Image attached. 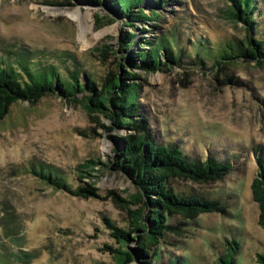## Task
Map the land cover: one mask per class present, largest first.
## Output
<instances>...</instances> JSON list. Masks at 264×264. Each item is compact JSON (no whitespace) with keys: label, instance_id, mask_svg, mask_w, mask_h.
Listing matches in <instances>:
<instances>
[{"label":"rangeland","instance_id":"rangeland-1","mask_svg":"<svg viewBox=\"0 0 264 264\" xmlns=\"http://www.w3.org/2000/svg\"><path fill=\"white\" fill-rule=\"evenodd\" d=\"M65 1L0 0L2 58L5 50L13 53L21 48L41 52L47 61L59 55L63 70L77 65L82 81L87 74L99 80L111 70L122 74L118 61L131 72L121 56H131L141 46L148 48L144 39L155 40L179 27L176 50L185 51L179 63L166 61L162 69L150 73L133 70L140 85L141 117L156 141L175 143L189 159L215 156L233 164L232 171L218 181H176L180 191L220 199L225 211L188 219L182 225L184 232L169 234L152 264H219L218 257L227 251L226 241L232 239L239 244L235 264H261L264 227L258 225L259 207L251 197V182L258 167L255 153L264 148V67L237 60L216 70L211 62L198 65L192 54H186L188 39L199 37L215 49L228 39L244 37L242 24L225 18L228 1L171 0L157 8L154 0H146L144 10L149 14L156 9L159 18L134 27L123 26L119 19L109 21L103 6L74 0L63 5ZM254 18L264 35L263 2ZM79 21L86 25L83 39ZM126 31L139 40L127 53L120 41ZM104 45L119 51L103 53L99 48ZM62 52L68 57L63 58ZM98 123L108 125L109 120L101 115L92 120L79 101L66 102L57 94L9 107L0 120V263L113 264L112 257L99 250L103 241L113 243L103 218L124 227L129 209L136 206L114 200L109 190L127 199L135 185L124 175L101 171L96 165L92 174L99 196L81 198L55 190L25 171L30 165L49 166L74 186L76 166L89 159L106 162L115 145L108 135L126 132H107Z\"/></svg>","mask_w":264,"mask_h":264},{"label":"trees","instance_id":"trees-1","mask_svg":"<svg viewBox=\"0 0 264 264\" xmlns=\"http://www.w3.org/2000/svg\"><path fill=\"white\" fill-rule=\"evenodd\" d=\"M84 6L105 7L110 14L122 22L123 26L134 27L137 22L148 23L158 20L159 12L144 10L146 0H74ZM157 8L171 0H154ZM229 5L223 10L226 19L241 23L245 35L240 39H228L215 49L199 37L188 39L190 51L186 53L194 57V63L203 65L211 62L213 69L223 67L237 60L256 62L264 67V35L258 32L254 18L255 11L264 0H227ZM66 0L62 4H71ZM99 19V15H95ZM109 21L114 18L106 15ZM179 27L169 33H162L153 39H144L148 48L139 47L131 56H121L132 68L131 72L124 69V64L118 61L116 66L123 73L111 70L105 77L96 79L87 74L82 81L77 65L73 68L62 69L57 57L51 56L47 61L44 54L38 51L18 49L15 52L5 50V58L0 55V120L8 113L9 107L17 101L36 102L48 94H57L66 102L79 101L90 118L96 120L99 115L109 120L108 125L98 123L107 132L116 129L126 130L124 134H109L114 141L113 155H108L106 162L99 158L89 159L76 166L78 181L74 186L49 166L37 165L25 168L41 182L64 191L72 196L89 198L98 197L92 174L96 165L101 171H112L127 177L136 187V191L127 199L120 197L115 191L109 190L112 198L125 205L136 206L129 209V219L126 226L114 224L110 218L103 220L109 230L113 243L103 241L99 250L108 253L113 264H152L153 257L163 247L169 234L184 232L182 225L188 219L199 214L220 213L225 206L220 199L204 197L200 194H190L180 191L176 184L179 180L192 182L218 181L232 171L230 160H217L208 156L204 161L189 159L183 149L173 142L156 141L152 136L147 122L141 117L138 103L139 83L134 79L139 69L146 73L162 69L169 62L177 64L185 53L178 48ZM147 29L141 28L139 31ZM136 34L126 31L120 41L122 49L127 53L134 43ZM186 46V47H187ZM185 47V48H186ZM101 52L112 51L115 55L119 50H110L108 45L99 48ZM3 52V54H4ZM13 55L9 59V55ZM63 58L68 53L62 52ZM56 60V61H55ZM62 59V63H63ZM82 94L81 98L75 96ZM258 167L251 182L252 199L258 204V225L264 227V148L255 153ZM99 167V168H100ZM91 177L92 181L83 179ZM179 221H175L178 220ZM137 245L131 247V243ZM227 251L218 257L219 264H235L239 244L235 240L226 241ZM260 263L264 264V256L259 255ZM145 258H149L146 260ZM2 264V262L0 263Z\"/></svg>","mask_w":264,"mask_h":264},{"label":"bare ground","instance_id":"bare-ground-1","mask_svg":"<svg viewBox=\"0 0 264 264\" xmlns=\"http://www.w3.org/2000/svg\"><path fill=\"white\" fill-rule=\"evenodd\" d=\"M72 17L75 16L74 14H70ZM76 18V17H75ZM80 22V21H79ZM79 33H80V37L83 39L85 37V30H86V25L84 24L83 21L80 22L79 24Z\"/></svg>","mask_w":264,"mask_h":264},{"label":"water","instance_id":"water-1","mask_svg":"<svg viewBox=\"0 0 264 264\" xmlns=\"http://www.w3.org/2000/svg\"><path fill=\"white\" fill-rule=\"evenodd\" d=\"M107 14H108L110 17H113V18H114V20H117V18H115V16H113V15H112V14H110L109 12H107V13H106V15H107Z\"/></svg>","mask_w":264,"mask_h":264}]
</instances>
